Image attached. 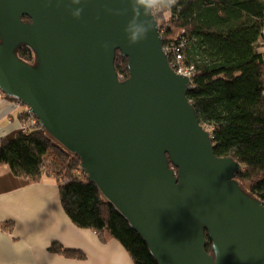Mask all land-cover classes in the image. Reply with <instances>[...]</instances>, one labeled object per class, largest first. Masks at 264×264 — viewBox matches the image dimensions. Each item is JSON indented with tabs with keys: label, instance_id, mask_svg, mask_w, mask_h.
Masks as SVG:
<instances>
[{
	"label": "water",
	"instance_id": "obj_1",
	"mask_svg": "<svg viewBox=\"0 0 264 264\" xmlns=\"http://www.w3.org/2000/svg\"><path fill=\"white\" fill-rule=\"evenodd\" d=\"M131 15L129 0H0V91L79 158L158 264H264V204L235 178L240 164L214 153L153 14L136 43L124 31ZM22 44L33 63L16 54Z\"/></svg>",
	"mask_w": 264,
	"mask_h": 264
},
{
	"label": "trees",
	"instance_id": "obj_2",
	"mask_svg": "<svg viewBox=\"0 0 264 264\" xmlns=\"http://www.w3.org/2000/svg\"><path fill=\"white\" fill-rule=\"evenodd\" d=\"M152 14L162 45H181L179 65L193 67L187 98L211 134L214 153L240 164L235 178L264 204V54L259 51L264 0H176L170 8L153 9ZM16 54L27 63L34 62L26 45H20ZM167 56L171 61L172 53ZM114 66L120 79L127 78V59L118 51ZM0 165L24 183L42 175L53 177L72 223L94 230L100 240H118L132 264H158L140 235L80 169L79 158L60 146L39 122L2 138ZM210 244L207 240L205 250L211 254ZM49 248L83 257L77 249L54 243Z\"/></svg>",
	"mask_w": 264,
	"mask_h": 264
},
{
	"label": "crops",
	"instance_id": "obj_3",
	"mask_svg": "<svg viewBox=\"0 0 264 264\" xmlns=\"http://www.w3.org/2000/svg\"><path fill=\"white\" fill-rule=\"evenodd\" d=\"M262 32L259 51L264 54V24ZM26 109L15 99L0 101V141L21 130ZM21 178L0 165V264H132L118 240H100L94 230L72 223L53 177L27 183ZM52 243L80 250L83 257L52 251Z\"/></svg>",
	"mask_w": 264,
	"mask_h": 264
},
{
	"label": "clouds",
	"instance_id": "obj_4",
	"mask_svg": "<svg viewBox=\"0 0 264 264\" xmlns=\"http://www.w3.org/2000/svg\"><path fill=\"white\" fill-rule=\"evenodd\" d=\"M71 3L79 4L80 0H71ZM175 3L176 0H129L132 15L124 29L127 33L129 43H136L143 40L147 33L156 27L155 21L152 18L153 9L159 11L163 7L170 8ZM81 12L82 8L77 7L71 11V15L74 18H79ZM117 14H122V12L118 11ZM210 251L215 253L217 258L218 249L214 241H211Z\"/></svg>",
	"mask_w": 264,
	"mask_h": 264
},
{
	"label": "built area",
	"instance_id": "obj_5",
	"mask_svg": "<svg viewBox=\"0 0 264 264\" xmlns=\"http://www.w3.org/2000/svg\"><path fill=\"white\" fill-rule=\"evenodd\" d=\"M163 48H164V51H165L166 55H167V52L170 55L172 53V56L173 57H172L171 61H169V63L172 66V68L177 73L187 75L190 78V75H191V72L193 70V67L192 66H190V67H182V66L179 65V63H180V61L182 59L181 45H179V46H173L171 48L170 47H164L163 46ZM3 98H6V97L0 91V101ZM24 115H25V119L22 120V122H21V126H20L21 130L31 129V128L35 127V125L38 122L37 118L28 109H26Z\"/></svg>",
	"mask_w": 264,
	"mask_h": 264
},
{
	"label": "rangeland",
	"instance_id": "obj_6",
	"mask_svg": "<svg viewBox=\"0 0 264 264\" xmlns=\"http://www.w3.org/2000/svg\"><path fill=\"white\" fill-rule=\"evenodd\" d=\"M246 184V183H245Z\"/></svg>",
	"mask_w": 264,
	"mask_h": 264
}]
</instances>
